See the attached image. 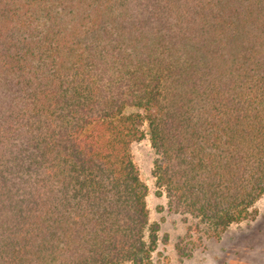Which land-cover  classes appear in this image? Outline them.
Listing matches in <instances>:
<instances>
[{"label":"trees","instance_id":"trees-1","mask_svg":"<svg viewBox=\"0 0 264 264\" xmlns=\"http://www.w3.org/2000/svg\"><path fill=\"white\" fill-rule=\"evenodd\" d=\"M144 121L187 235L248 217L264 0H0V264H151Z\"/></svg>","mask_w":264,"mask_h":264},{"label":"rangeland","instance_id":"rangeland-1","mask_svg":"<svg viewBox=\"0 0 264 264\" xmlns=\"http://www.w3.org/2000/svg\"><path fill=\"white\" fill-rule=\"evenodd\" d=\"M136 110L130 108L129 111ZM142 128L145 136L132 143L131 152L140 177L147 185L150 225L159 224L151 264H264V194L252 205L246 219L231 224L219 237L208 238L196 230L187 235V225L197 223L198 219L169 210L165 187L159 186L153 175L155 152L147 121ZM151 230L149 226L146 236Z\"/></svg>","mask_w":264,"mask_h":264}]
</instances>
